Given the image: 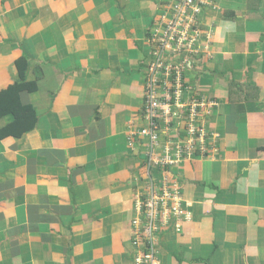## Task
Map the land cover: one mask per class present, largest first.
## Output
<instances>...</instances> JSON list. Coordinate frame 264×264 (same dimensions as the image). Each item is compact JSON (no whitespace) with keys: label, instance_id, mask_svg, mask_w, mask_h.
Masks as SVG:
<instances>
[{"label":"crops","instance_id":"1","mask_svg":"<svg viewBox=\"0 0 264 264\" xmlns=\"http://www.w3.org/2000/svg\"><path fill=\"white\" fill-rule=\"evenodd\" d=\"M173 2L0 0V91L21 56L38 84L21 96L36 127L0 137V264H136L148 241L154 264H264V0L203 6L207 47L184 71L183 100L199 104L204 133L156 166L158 146L138 132L150 33ZM170 133L189 149L185 131ZM154 177L189 219L167 214L173 198L146 212ZM141 213L149 221L134 224Z\"/></svg>","mask_w":264,"mask_h":264},{"label":"built area","instance_id":"2","mask_svg":"<svg viewBox=\"0 0 264 264\" xmlns=\"http://www.w3.org/2000/svg\"><path fill=\"white\" fill-rule=\"evenodd\" d=\"M217 0H174L169 6L168 13L164 14L161 21L155 26L150 35V59L146 64L145 72V108L144 117L145 124L139 129V136L147 140L150 148L157 145V132L159 126L167 130L181 131L178 126H184V130L189 134V149L183 142H174L168 140L171 152L165 157L154 160L157 163L165 164L176 163L184 159L187 155L193 153L191 145L195 148V142L203 135V129L198 120V103L186 102L185 97V75L184 71L191 65L192 56L196 57L201 53L206 44L201 38V30L198 23V16L201 14L203 6L215 3ZM177 60L178 64L173 61ZM172 81V82H171ZM170 82V84H169ZM169 84V86H167ZM185 102V103H184ZM188 114L187 122H184V116ZM174 116L182 117V123H177V127H170V123L174 122ZM150 158L152 154H149ZM163 195L155 197L154 190L145 200L146 209L155 212L154 207L159 202L170 200L173 198V208L177 205L176 192L168 193L161 188ZM138 225L142 221H137ZM135 234L133 244L135 246L141 244ZM143 243V242H142ZM155 248L151 241L141 246L140 252L134 258L136 264H154L153 254Z\"/></svg>","mask_w":264,"mask_h":264},{"label":"trees","instance_id":"3","mask_svg":"<svg viewBox=\"0 0 264 264\" xmlns=\"http://www.w3.org/2000/svg\"><path fill=\"white\" fill-rule=\"evenodd\" d=\"M16 66L19 73V80L0 91V117L6 114L13 116V120L0 129V137L13 136L19 138L25 133L32 131L38 121V115L32 104L23 102L21 99L23 92L37 90V81L25 80L26 70L28 68V61L25 56H21L16 60ZM184 135L185 133H183ZM187 135L189 134L187 133ZM176 137L178 138L179 136ZM134 239L133 237L132 241Z\"/></svg>","mask_w":264,"mask_h":264},{"label":"rangeland","instance_id":"4","mask_svg":"<svg viewBox=\"0 0 264 264\" xmlns=\"http://www.w3.org/2000/svg\"><path fill=\"white\" fill-rule=\"evenodd\" d=\"M173 62L175 64H178L177 60H174ZM143 84H144V82H143ZM169 84H170V82H169ZM169 84L167 86H169ZM162 126H163V124H162ZM162 126H159V131L157 132V140H155L158 145H155L154 147L158 146V149H159V151L154 154V158H156V160L159 159L160 157H165L166 155H168L169 152H171V147H169L168 140L171 139L173 134L170 133L171 130H167L164 127L162 128ZM176 127H177V125H176ZM178 128H180L181 131L184 130V126L182 124L180 126H178ZM150 144L148 143V146H150ZM158 164L159 163H157L156 166H158ZM171 165H173V163H171ZM154 181L157 182V187L156 188L153 187V190L155 191L154 192L155 197H160V195H163V190L161 189L163 186H164V190L166 191V194L168 193V189H167L168 182H167V178L166 177L163 178L160 182H158L155 179V177H154ZM151 183H152V186H153V184H155L153 182H151ZM168 188H170V187H168ZM148 196H150V195L148 194ZM175 205H177V206H175L173 208V210H172L173 212L172 213L169 212L167 214L169 216L171 215L173 217H178V218H183V219L188 218L189 219V216H188L187 212L183 208L184 205L179 204V202H177V204H175ZM146 212L151 214V210H149V209H147ZM148 213L147 214L141 213L143 218L141 216L140 217H135V220H133V223L136 224L138 220L142 221V222L145 221V220L149 221V219H146V216H148ZM152 224H153V227L156 228L155 227V223L153 222ZM144 232H148V231H144ZM141 253H143V252H138V254H141Z\"/></svg>","mask_w":264,"mask_h":264}]
</instances>
